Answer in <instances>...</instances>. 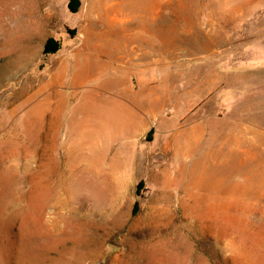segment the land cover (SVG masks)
<instances>
[{
	"label": "rangeland",
	"instance_id": "obj_1",
	"mask_svg": "<svg viewBox=\"0 0 264 264\" xmlns=\"http://www.w3.org/2000/svg\"><path fill=\"white\" fill-rule=\"evenodd\" d=\"M0 264H264V0H0Z\"/></svg>",
	"mask_w": 264,
	"mask_h": 264
},
{
	"label": "bare ground",
	"instance_id": "obj_2",
	"mask_svg": "<svg viewBox=\"0 0 264 264\" xmlns=\"http://www.w3.org/2000/svg\"><path fill=\"white\" fill-rule=\"evenodd\" d=\"M108 51V50H107ZM109 53H110V50H109ZM111 54V53H110ZM118 56V55H117ZM113 57V55L111 56V58ZM132 59V58H131ZM136 69V68H135ZM109 71V70H108ZM106 83V82H105ZM119 82H117V84H118ZM97 88V87H96ZM99 88V87H98ZM99 91V90H98ZM97 91V92H98ZM100 93V92H99ZM102 93V92H101ZM69 95V94H68ZM48 97V96H47ZM98 97V96H97ZM46 100H48V99H46ZM101 100V99H100ZM49 101H50V99H49ZM45 102H48V101H45ZM45 102H43L44 104H46ZM89 102V101H88ZM50 103V102H49ZM63 102H61V104H62ZM91 103V102H90ZM93 103V102H92ZM49 105V104H48ZM51 105V104H50ZM66 105V104H65ZM62 106V105H61ZM63 106H64V104H63ZM59 109V108H58ZM104 109H106V106L103 104V103H101L100 101H98L97 100V102H95L94 104H83V105H81L80 107H79V111H81V113H82V116H84V118H86V123L88 122H91L92 124H94V125H98V124H100L101 122H102V116H103V110ZM118 109V108H117ZM111 110V109H110ZM122 110V109H121ZM112 111V110H111ZM78 117V116H77ZM133 117H134V114L132 113V111L131 110H126L123 114H120V112H119V115L117 114L116 115V113H115V115H114V124H121V123H123V124H126V121H128V120H131V119H133ZM73 119V118H72ZM82 119V118H81ZM66 121V120H65ZM71 121V120H70ZM79 121V120H78ZM84 121V120H83ZM68 122V121H67ZM79 122H81V120L79 121ZM70 123V122H69ZM74 123V122H73ZM76 123V122H75ZM74 123V124H75ZM117 124H116V126H117ZM70 125V124H69ZM75 125H77V123L75 124ZM78 125H79V123H78ZM80 125H81V123H80ZM71 126H73V124L71 125ZM82 127V126H81ZM71 128V127H70ZM74 129H73V131L74 130H76L77 131V129H75V127H73ZM78 129H80V128H78ZM72 131V130H71ZM74 133H75V131H74ZM77 133V132H76ZM76 142V141H75ZM80 143L82 144V142L80 141ZM74 144V143H73ZM74 151H76L75 149H74ZM75 153V152H74ZM205 170V169H204ZM215 172V171H214ZM218 173V172H217ZM217 173H215V174H217ZM213 174V173H212ZM214 177H215V175H214ZM218 177V176H217ZM222 178V177H221ZM213 181H215L216 182V180L214 179ZM208 183V182H207ZM216 184V183H215ZM208 185V184H207ZM217 185V184H216ZM58 210V209H57Z\"/></svg>",
	"mask_w": 264,
	"mask_h": 264
},
{
	"label": "trees",
	"instance_id": "obj_3",
	"mask_svg": "<svg viewBox=\"0 0 264 264\" xmlns=\"http://www.w3.org/2000/svg\"><path fill=\"white\" fill-rule=\"evenodd\" d=\"M46 49H49V48H46Z\"/></svg>",
	"mask_w": 264,
	"mask_h": 264
}]
</instances>
